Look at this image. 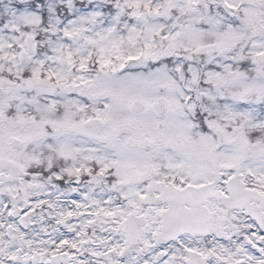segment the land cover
<instances>
[{
	"label": "snow or ice",
	"instance_id": "1",
	"mask_svg": "<svg viewBox=\"0 0 264 264\" xmlns=\"http://www.w3.org/2000/svg\"><path fill=\"white\" fill-rule=\"evenodd\" d=\"M0 264H264V0H0Z\"/></svg>",
	"mask_w": 264,
	"mask_h": 264
}]
</instances>
